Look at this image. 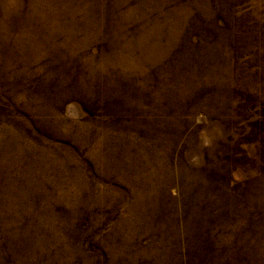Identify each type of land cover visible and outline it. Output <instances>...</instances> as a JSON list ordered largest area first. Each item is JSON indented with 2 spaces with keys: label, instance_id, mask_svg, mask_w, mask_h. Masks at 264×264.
Segmentation results:
<instances>
[{
  "label": "rangeland",
  "instance_id": "1",
  "mask_svg": "<svg viewBox=\"0 0 264 264\" xmlns=\"http://www.w3.org/2000/svg\"><path fill=\"white\" fill-rule=\"evenodd\" d=\"M0 264H264V0H0Z\"/></svg>",
  "mask_w": 264,
  "mask_h": 264
}]
</instances>
